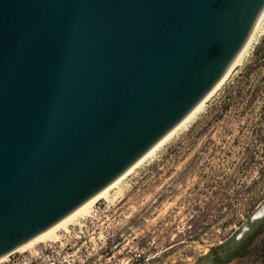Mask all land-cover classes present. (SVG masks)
I'll return each mask as SVG.
<instances>
[{
  "label": "water",
  "instance_id": "water-1",
  "mask_svg": "<svg viewBox=\"0 0 264 264\" xmlns=\"http://www.w3.org/2000/svg\"><path fill=\"white\" fill-rule=\"evenodd\" d=\"M263 9L0 0V258L137 163L220 81ZM263 217L264 204L249 223Z\"/></svg>",
  "mask_w": 264,
  "mask_h": 264
},
{
  "label": "rangeland",
  "instance_id": "rangeland-1",
  "mask_svg": "<svg viewBox=\"0 0 264 264\" xmlns=\"http://www.w3.org/2000/svg\"><path fill=\"white\" fill-rule=\"evenodd\" d=\"M262 38L264 21L191 126L111 204L97 203L74 248L84 264H201L248 226L264 203V43L262 58L254 54Z\"/></svg>",
  "mask_w": 264,
  "mask_h": 264
},
{
  "label": "bare ground",
  "instance_id": "bare-ground-1",
  "mask_svg": "<svg viewBox=\"0 0 264 264\" xmlns=\"http://www.w3.org/2000/svg\"><path fill=\"white\" fill-rule=\"evenodd\" d=\"M264 21V9L261 12L251 35L249 36L247 42L238 53L236 58L233 60L232 64L220 79V81L209 91V93L178 123L176 124L156 145H154L137 163H135L130 169H128L122 176H120L114 183L108 186L106 189L101 191L99 194L94 196L84 205L79 207L77 210L72 212L70 215L65 217L63 220L53 225L46 231L35 236L33 239L22 244L16 248L13 253H27L34 250L37 246L43 243H52L58 239L59 233L67 230L68 227H79L81 223L87 219H92L95 208L98 202L102 201L104 203L111 204L124 190L123 182L131 174L135 173L136 170L146 166L150 163L157 154H159L163 149L174 141L178 136L185 132L191 124L198 118V116L203 112L204 107L208 100L216 93V91L224 84L230 73L240 66V64L246 59L251 48L255 44L257 34L261 23ZM128 179V178H127ZM126 181V180H125ZM264 204V203H263ZM262 204V205H263ZM261 205V206H262ZM260 206V208H261ZM7 255L0 258V263L6 259Z\"/></svg>",
  "mask_w": 264,
  "mask_h": 264
},
{
  "label": "built area",
  "instance_id": "built-area-1",
  "mask_svg": "<svg viewBox=\"0 0 264 264\" xmlns=\"http://www.w3.org/2000/svg\"><path fill=\"white\" fill-rule=\"evenodd\" d=\"M84 223L86 221L79 227H68L66 231L59 233L55 242L43 243L27 253L12 252L0 264H84L81 256L77 255L78 249H74ZM135 257L139 259L140 255Z\"/></svg>",
  "mask_w": 264,
  "mask_h": 264
},
{
  "label": "trees",
  "instance_id": "trees-1",
  "mask_svg": "<svg viewBox=\"0 0 264 264\" xmlns=\"http://www.w3.org/2000/svg\"><path fill=\"white\" fill-rule=\"evenodd\" d=\"M264 38L256 47L254 54L260 60L263 56L262 48ZM249 223L248 230L240 239H231L217 248L215 254L210 253L204 259L203 264H229L234 260L252 259L255 263L264 264V219L257 224ZM201 263V264H202Z\"/></svg>",
  "mask_w": 264,
  "mask_h": 264
},
{
  "label": "flooded vegetation",
  "instance_id": "flooded-vegetation-1",
  "mask_svg": "<svg viewBox=\"0 0 264 264\" xmlns=\"http://www.w3.org/2000/svg\"><path fill=\"white\" fill-rule=\"evenodd\" d=\"M213 254H215V251L213 252ZM203 264V263H202Z\"/></svg>",
  "mask_w": 264,
  "mask_h": 264
}]
</instances>
